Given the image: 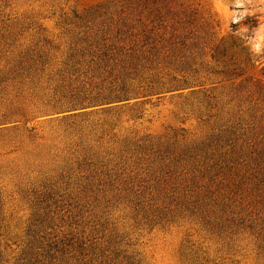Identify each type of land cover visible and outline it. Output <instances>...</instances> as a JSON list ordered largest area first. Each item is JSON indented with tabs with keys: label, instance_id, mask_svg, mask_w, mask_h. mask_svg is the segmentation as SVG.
I'll use <instances>...</instances> for the list:
<instances>
[{
	"label": "rangeland",
	"instance_id": "rangeland-1",
	"mask_svg": "<svg viewBox=\"0 0 264 264\" xmlns=\"http://www.w3.org/2000/svg\"><path fill=\"white\" fill-rule=\"evenodd\" d=\"M0 264H264V0H0Z\"/></svg>",
	"mask_w": 264,
	"mask_h": 264
}]
</instances>
